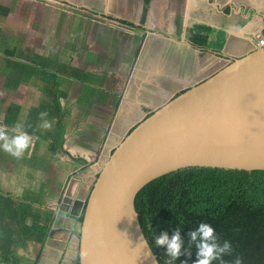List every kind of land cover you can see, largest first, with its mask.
I'll return each instance as SVG.
<instances>
[{
	"label": "crops",
	"instance_id": "0c3cea01",
	"mask_svg": "<svg viewBox=\"0 0 264 264\" xmlns=\"http://www.w3.org/2000/svg\"><path fill=\"white\" fill-rule=\"evenodd\" d=\"M24 3L30 8L24 4L20 9L12 8L0 25L14 35L22 31L17 38L19 45L13 46L28 48L35 59L30 62L38 70L11 95L18 96L24 86L28 100L37 96V105L51 104L55 101L53 96H61L62 112L59 120L49 119L47 127L39 124L44 134H30V149L19 157L0 148V193L18 204L26 203L31 212L40 211V226L49 225L42 241L37 232L30 233L32 229L20 233L22 246L33 236V243L20 245L18 249L22 264H78L82 213L79 205L73 209V204L74 200L87 196L99 164L152 110L205 79L232 57L257 48L259 37L264 35V0L237 9H233L231 0L225 4L214 0H150L144 23L141 19L145 0H24ZM43 10H47L48 17L42 18ZM15 13L24 18L23 24L10 19ZM43 22L46 24L42 30ZM199 22L226 31L222 54L191 42L188 28ZM26 38L27 44L23 45ZM86 86L92 90L91 98L84 97L86 91L82 89ZM8 100L9 106L0 117V129L11 136L12 127L3 122L11 102L23 104L25 99ZM37 105L34 100L22 105L21 122L36 123L30 109ZM73 111H79L80 116L73 115ZM82 119L89 123L84 132ZM103 123L107 130L103 140L99 145H90L94 144L92 141L96 143L90 137H95L97 127ZM117 127L122 136L112 142L107 132ZM51 140L56 142L52 147ZM61 151L70 159L82 154L84 160L68 165ZM62 160L66 165L59 168ZM65 196L71 198L70 203L64 201Z\"/></svg>",
	"mask_w": 264,
	"mask_h": 264
},
{
	"label": "water",
	"instance_id": "95a60500",
	"mask_svg": "<svg viewBox=\"0 0 264 264\" xmlns=\"http://www.w3.org/2000/svg\"><path fill=\"white\" fill-rule=\"evenodd\" d=\"M191 166L264 169V46L152 110L99 164L87 196L73 204L83 217L78 264H161L135 197L150 180Z\"/></svg>",
	"mask_w": 264,
	"mask_h": 264
},
{
	"label": "trees",
	"instance_id": "16d2710c",
	"mask_svg": "<svg viewBox=\"0 0 264 264\" xmlns=\"http://www.w3.org/2000/svg\"><path fill=\"white\" fill-rule=\"evenodd\" d=\"M149 2L145 0L141 23L145 22ZM11 10L10 5L0 3V17H6ZM226 11L230 12V6ZM4 31L0 25V53L3 52L5 57L4 66L0 63V93L11 95L22 83L34 77L38 68L30 62L35 59L28 48L2 44ZM188 31L194 45L222 54L227 35L225 30L199 22ZM53 97L54 104L41 102L30 109L36 123L33 124V120L21 122L23 106L13 102L3 123L12 128L19 126L32 135H43V127L39 124L56 119L62 112L61 96ZM55 144L51 140V147ZM135 207L145 236L161 264H193L195 246H189L187 233L201 221L211 223L221 241L227 239L231 242L232 251L224 257L225 261L238 257L240 264H264V169L180 168L146 183L136 194ZM52 215L49 213L48 218L51 219ZM41 217L40 211L31 212L26 203L18 204L12 197L0 193V264H22L23 257L18 252L22 244L18 237L24 230L32 229L30 233L37 232L39 241L43 240L49 225L41 227ZM82 219L81 215L79 221ZM177 227L185 245L182 254L173 258L165 246L154 243V237L163 232L171 235Z\"/></svg>",
	"mask_w": 264,
	"mask_h": 264
},
{
	"label": "clouds",
	"instance_id": "9594fccd",
	"mask_svg": "<svg viewBox=\"0 0 264 264\" xmlns=\"http://www.w3.org/2000/svg\"><path fill=\"white\" fill-rule=\"evenodd\" d=\"M41 115H44L43 113ZM43 126L47 127L48 122L44 121ZM12 135L0 129V148L13 156L19 157L25 149L31 145L30 134L22 130L19 126L11 129ZM189 246H195L196 259L193 264H240L238 257L232 261H225L224 257L232 251L231 242L227 239L220 240L215 227L206 221L199 222L195 228L187 233ZM156 245L166 247L167 253L173 258L182 254L185 242L181 237L180 228L177 227L171 235L163 232L154 237ZM183 264V262H182Z\"/></svg>",
	"mask_w": 264,
	"mask_h": 264
},
{
	"label": "rangeland",
	"instance_id": "374dc122",
	"mask_svg": "<svg viewBox=\"0 0 264 264\" xmlns=\"http://www.w3.org/2000/svg\"><path fill=\"white\" fill-rule=\"evenodd\" d=\"M219 2V4H225V2H227L228 0H214V2ZM258 2H262V0H257ZM231 2H232V4L231 5H233V9H237V7H239L240 5H246V4H251V5H256L255 4V0H231ZM0 3H2V4H6V5H10L12 8H17V9H20L21 8V6H23V4H24V6H27V7H29L30 8V5H28L27 3L25 4L24 3V0H22V2H21V4H20V0H0ZM247 5V6H248ZM28 8V9H29ZM19 12V11H18ZM21 15L19 14V13H15V14H12L11 16H10V19L12 20L13 19V21L15 22V21H17V23H18V25H20V24H23L25 21H24V18H22V17H20ZM33 17H34V19H35V16H34V14H33ZM36 17L38 18V13L36 14ZM45 17H48V14H47V10H43V14H42V18H45ZM4 19V17H0V21L1 20H3ZM15 19H17V20H15ZM46 23L45 22H43L42 23V30L44 29V27L45 26H43V25H45ZM9 26H11V23H9ZM61 26L62 25H60L59 27H58V29L59 28H61ZM11 27H13V26H11ZM9 30H11V28H9ZM22 31H20V32H18V33H16L17 35H14L13 33H9V32H6V31H4V35H3V37H2V39H1V42H2V44H6V45H9V46H11V45H13V44H16V45H19V41L17 40V38L20 36V35H22V33H21ZM25 32V31H24ZM41 33H42V31H41ZM73 33H75V32H69L68 34H73ZM5 34H6V36H5ZM76 34H78V33H76ZM27 44V38L26 39H24V41H23V45H26ZM0 63L1 64H3V66H4V63H5V57H4V54H3V52H1L0 53ZM103 64H101V66H102ZM1 80V79H0ZM0 84H1V81H0ZM83 91H86V94H85V98H87V97H89V98H91V95H93V93H89V92H92V90L90 89V87L89 86H86V89H82ZM100 95H102V94H100ZM16 97V98H15ZM28 97L29 96H27V94H26V89L24 88V86H23V88L19 91V94H18V96L17 95H3L2 93H0V117H2L3 116V114H4V112H5V110L8 108V106H9V104H8V99H11V101H13V100H15V99H17V100H19V101H22V100H24L23 102H21V103H23V104H21V105H28L29 104V102H31V101H33L34 100V103H35V105H37L38 104V102L36 101V97L37 96H34V97H32V98H30L29 100H28ZM3 99H6L5 101H3ZM8 100V101H7ZM10 102V101H9ZM12 103V102H11ZM105 113V112H104ZM106 113H108L107 111H106ZM72 114L73 115H75L76 117H79L80 116V112L79 111H73L72 112ZM82 114H84V113H82ZM67 117H68V121H69V116H68V114L66 115ZM83 118H85L84 116H83ZM79 120H80V118H79ZM81 122H83V126H82V129H83V132L84 131H86L87 129H88V125H87V123H86V121H84L83 119L81 120ZM89 124V123H88ZM79 128L81 127L80 125L78 126ZM67 128H68V131H69V124L67 125ZM117 129V130H116ZM106 126H105V123H103V125H101V126H98L97 127V131H96V134H95V137L94 138H92V137H90L91 139H94V140H96V143L94 142V141H92L94 144H90V145H99L100 143H101V141L103 140V137H104V134L106 133ZM120 132H121V129L119 128V127H117V128H112V130H111V128H110V131L109 132H107V137L108 138H110V140H112V142L113 141H118L119 139H121V134H120ZM114 135H115V137H114ZM89 137V136H88ZM30 149V147L29 148H27V149H25V150H29ZM80 154V153H79ZM61 157L65 160V161H68L69 163H68V165H75V164H78V163H80V162H82L83 160H84V156L82 155V154H80V157L78 156V155H76V157H75V159H70L69 158V156L67 155V154H65L63 151H61ZM70 159V160H69ZM61 165H66V163L62 160V163L59 165V168L61 167ZM87 175H89L88 173H87ZM90 178H93V177H90ZM91 180H93V179H91ZM10 181V180H9ZM3 182H5V181H3ZM64 203V202H63ZM33 236H31V237H28L26 240H27V242H25V246L26 245H29V244H31V243H33L32 242V240L31 239H33L32 238ZM19 249H20V246H19ZM31 250L33 251V249L31 248ZM35 251H37V250H35Z\"/></svg>",
	"mask_w": 264,
	"mask_h": 264
},
{
	"label": "built area",
	"instance_id": "2783aa9c",
	"mask_svg": "<svg viewBox=\"0 0 264 264\" xmlns=\"http://www.w3.org/2000/svg\"><path fill=\"white\" fill-rule=\"evenodd\" d=\"M258 46H264V35L259 37L258 39Z\"/></svg>",
	"mask_w": 264,
	"mask_h": 264
}]
</instances>
